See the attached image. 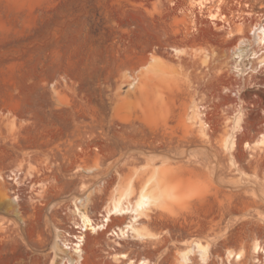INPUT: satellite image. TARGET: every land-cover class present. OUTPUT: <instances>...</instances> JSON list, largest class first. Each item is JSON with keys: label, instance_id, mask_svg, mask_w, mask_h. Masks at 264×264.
<instances>
[{"label": "rangeland", "instance_id": "rangeland-1", "mask_svg": "<svg viewBox=\"0 0 264 264\" xmlns=\"http://www.w3.org/2000/svg\"><path fill=\"white\" fill-rule=\"evenodd\" d=\"M241 1L264 13V0ZM237 3L0 0V181L23 217L0 212V264H179L177 251L192 241L208 244V257L204 263L194 247L188 264H264V251L253 252L255 241L264 246V148L248 146L264 135V70L247 78L230 62L228 47L239 35L228 8ZM262 29L264 19L246 29V63L264 53ZM174 48L208 50V65L176 57ZM154 52L178 67L177 81L156 94L140 84ZM191 100L207 138L186 126ZM237 111L244 128L230 153L223 146L233 123L226 120ZM148 162L171 167L175 214L149 208L137 215L131 205L102 227L120 176ZM29 169H43L40 182L51 192L36 213L26 206L41 184L33 185ZM132 223L159 236L134 238ZM121 230L123 237L113 233ZM227 250L244 257L227 259Z\"/></svg>", "mask_w": 264, "mask_h": 264}, {"label": "bare ground", "instance_id": "bare-ground-1", "mask_svg": "<svg viewBox=\"0 0 264 264\" xmlns=\"http://www.w3.org/2000/svg\"><path fill=\"white\" fill-rule=\"evenodd\" d=\"M240 1L237 0V2L240 5L238 8H237L238 5H236V6L233 5L234 7L231 6L228 8L230 13L233 14V17H231V18H232V20L234 19L233 25L234 26L236 25L238 27L237 28L235 26L236 31L238 32V35H239L237 38L232 40L229 44L228 49H233V51L231 50L232 53L230 54V55H232L233 61H232V59H230V62H233L234 69L238 73L237 75L245 76L247 78L248 77L252 78V76L255 75L256 73H259L262 70H264V53L259 55L258 52H254V53L252 52L253 55L251 53L252 56L249 59H253L252 61H254V59L256 58L255 60H257V61L255 62V64H254V62H251V61H248L250 63H246L247 59H246L245 51H247V50L245 49V51H244L242 49L244 47H241V46H243V44L247 41L246 38H248V36L246 35L247 34L246 29H249L251 31L254 28H257L261 24V21L264 19V13L256 12L254 7L251 4L245 3V2L242 3V1L241 2ZM210 17L214 18V15L210 14ZM198 19H201V17L197 18L196 20H198ZM192 23H194V22L192 21ZM205 23H208V22H205ZM212 24H213L214 28L218 29L219 31H223L224 26H222L220 23H218V21H213ZM194 25H195V23H194ZM231 25H232V23H231ZM193 32H195V31H193ZM257 38H258V40L257 39L256 40L258 41L259 46L263 47L264 46V29H262L261 33L258 34ZM207 51L208 50L200 49V48H196V49H193L191 51H188L186 48H174V56L181 57L182 55H189L190 57H193V58L199 56V57H201L200 60L202 61L201 62L202 65H208L207 64L209 61L208 58L210 56L208 54L209 51L208 52ZM211 56H213V55H211ZM229 57H231V56H229ZM144 69H143L145 71L144 72V74H145L144 82H140V84H142V86L147 85V86L152 87L155 90L154 91V93H155V92H158V90H156V89H159V88H168L169 89V87H171V84H172L173 80L175 79L176 70L178 69V67L176 68V65H174L172 62H169L165 58L164 55L160 54L159 52L158 53L154 52L150 56L149 60L145 61ZM178 73H179V71L177 72V74ZM203 76H205V75H203ZM186 77H188V76H186ZM202 78H205V77H202ZM180 79H183V78H180ZM174 81H177V80H174ZM208 82H209V80H208ZM193 84H195V83H193ZM174 86H175V84H174ZM189 87H191V86H189ZM153 96L152 97H153V99L155 98L154 99V101H155L157 98L155 97V95H153ZM157 96H158V94H157ZM160 97H158V98L160 99ZM191 101H192V106H191L192 109H190V111L191 110L192 111L191 112L189 111V113H190L189 119L191 120V123H190V125H187V123L190 121H188L189 119L186 118L188 121V122H186V126H188L189 130H192L193 129L192 127H194L195 130L198 131L203 138H207L208 137V134H207L208 131L206 132L207 128H206L204 122L202 121V119L200 118V111L198 109V105L196 104L195 100H191ZM151 104L153 106V102ZM154 105H155V103H154ZM242 114L243 113H241V111H240L233 117V119L226 120V122H227L226 124H228L229 122L233 123V126L230 125V127L231 126L232 127L231 128L229 127L230 129H227V130L228 131L233 130V131L232 132H227V131L225 132L226 133L225 138L223 137L224 138V146L223 145L222 146L224 147L225 150L229 151L230 153L235 151L236 148L238 147L236 133L242 131L244 128L242 126V120H243ZM9 124H10L9 129L14 131V129L16 127L14 121H11V123H9ZM248 146H250L251 148H256V147H258V148L263 147L264 148V135L262 134L258 140H256L255 142H253L252 144H250ZM162 164H165V163L162 162ZM133 166H134V164H133ZM165 166L164 165L159 166L158 164L155 165L154 163L151 164L148 162L147 164L142 165V166L132 167L131 172L128 175H126V177L121 178V176H120V178L118 179L117 185L112 188V190L108 196V199L106 201L105 217L107 218V220H106V223H103L102 227H105L107 225V222L109 221V218L111 216H113V215L120 216L122 214H125L126 210L129 209L131 205L133 206V210L137 213V215H144L145 211L149 208H156L158 211L161 210L163 212H165L164 210H169V212H170L169 214L173 213V210L171 209V207L176 201L179 200V195L176 193L175 187L171 184V181L169 178V172H168V170H166V168L170 169L171 167H168L169 165H166V164H165ZM163 167H164V169H163ZM94 168L97 169L96 166L88 167V168H86V171H93L94 172V170H93ZM42 170L40 169V170H37V172H34L33 169L31 171L29 169V171L27 172V175L30 177H33L32 179L36 181L35 184H33V185H37L38 183L41 184L40 190L37 189L36 190L37 192L36 191L34 192V193H36V196L30 197L31 204L29 206H26L27 209H29L33 212L35 211V213L37 212V210L38 211H39V209L41 210V207H44L45 199L47 197H49V196H47V193L49 191L48 187L45 186L46 184L42 185V183H41L45 179L42 178L44 180H42L40 182L41 176L45 175V172H43ZM18 171H20V169ZM13 172H15V170H13ZM1 174H2V171L0 170V175ZM50 186H52V185H50ZM0 191H1L0 192L1 193L0 194V201H1L0 202V212L2 211L4 214H8L10 216V217H6V218H18L21 220V218H23V217L19 213L18 203H16L15 201H12V196H10L8 184L6 182L0 181ZM50 196H51V194H50ZM48 202H49V200H48ZM75 202H76L75 205H77V200ZM77 207L79 208L78 205H77ZM42 210H43V208H42ZM76 211L77 210H72V212L74 214L76 213ZM173 214H175V213H173ZM2 216H4V215H2ZM167 217H170V215H167ZM81 218H82L83 226H89L90 223L92 222L90 217L86 214H82ZM0 223H3V222H0ZM92 230L97 231L96 228H92ZM130 231L132 232V236L134 238L139 239V240L152 239V238H156L159 236L157 234L150 232L146 228V226H137L136 223H132L130 225ZM113 233L118 237H123L125 235L124 230L113 232ZM208 246H209L208 244H203L201 241H192L190 244H188L184 248L179 249V251H177L178 263L179 264H188L189 256H190L191 252L193 251L194 247H196L197 249H199L201 251V260L205 263L207 261V257H208ZM55 249H56V251H58L62 254H67V252L63 249H60V247L58 245H56ZM261 251H264V246H262V244L259 241H255L253 244V252L255 254H259ZM116 257H122V258L126 257L127 258V255L126 254H120V255H117ZM226 257H227V259L236 258L237 260L241 261L244 257V251L241 250L239 252H234L232 250H227L226 251ZM78 258H79V256H78ZM70 259H72V258H70ZM136 264H155V263H152L151 261H149L147 259H142V260L138 261V263H136Z\"/></svg>", "mask_w": 264, "mask_h": 264}]
</instances>
